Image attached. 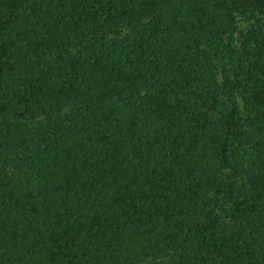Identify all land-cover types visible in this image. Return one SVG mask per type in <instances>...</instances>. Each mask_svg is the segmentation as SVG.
<instances>
[{
    "label": "trees",
    "instance_id": "16d2710c",
    "mask_svg": "<svg viewBox=\"0 0 264 264\" xmlns=\"http://www.w3.org/2000/svg\"><path fill=\"white\" fill-rule=\"evenodd\" d=\"M0 264H264V0H0Z\"/></svg>",
    "mask_w": 264,
    "mask_h": 264
}]
</instances>
